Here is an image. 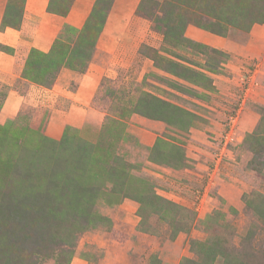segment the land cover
I'll use <instances>...</instances> for the list:
<instances>
[{
  "label": "rangeland",
  "instance_id": "obj_1",
  "mask_svg": "<svg viewBox=\"0 0 264 264\" xmlns=\"http://www.w3.org/2000/svg\"><path fill=\"white\" fill-rule=\"evenodd\" d=\"M115 1L64 22V65L32 82L53 45L26 41L75 0L66 16L0 0V264H264V0H141L119 15ZM56 113L60 139L47 134ZM57 173L54 214L9 210Z\"/></svg>",
  "mask_w": 264,
  "mask_h": 264
},
{
  "label": "trees",
  "instance_id": "obj_2",
  "mask_svg": "<svg viewBox=\"0 0 264 264\" xmlns=\"http://www.w3.org/2000/svg\"><path fill=\"white\" fill-rule=\"evenodd\" d=\"M72 1L71 0H62L60 2V0H58V1L51 0V2L48 3V5H49L48 9L50 11L53 10L55 13H57L59 15H65L66 16L68 14V12L70 11L69 10L70 9L69 6H70V4H72ZM107 2H108V6H110L112 4L113 0H107ZM252 19H253V22H255V23L256 22H263V21H259L260 19L256 20L257 17L252 18ZM185 25H187V23H185ZM69 28H70V26L67 25L65 30H68ZM185 39H187V38H185ZM62 41H63V39H60V37L56 38L55 41H54L53 47H52V49H51V51L49 53H42V52L39 53V52H37L38 55L44 56L46 59H49V61L44 60L43 64L45 66L40 71H35V70H33V72H30L29 70H28V72L26 71L25 74L28 76V78L32 82H38L36 79L40 80L41 77H43V79H44L45 77L43 75L52 74V76H54V74H56L62 68V65H64L65 60L67 59V58H64V55L66 53L65 48L62 49L60 47V44H62ZM74 50L75 49H73V51ZM75 52H79L80 55L83 54V56L86 57L87 59H90V57H91V54L89 55L88 53H86V49L85 48L81 49V50H76ZM40 62H41V59L39 58L34 63H40ZM160 102H162V101H160ZM166 104L167 103H161L162 108ZM34 132H36V131H34ZM38 138H40L39 135H38ZM39 140L41 141L42 145L43 144L45 145L47 143L48 146H51V147L53 146V148H56V146H57L56 143H58V142H55L54 140L49 139L48 137L43 136L42 134H41V139H39ZM69 142H74V141L65 140L66 144H68ZM61 144H63V142L59 144L60 147L62 146ZM66 144H64V145H66ZM60 160L61 159L56 160L57 163L60 162ZM32 168H33V166L30 167V169H32ZM56 175L57 176H53V177L51 175V177L53 179H51L50 183H48V185L51 186V189H50V187L48 189H45L46 191L44 192V194H43L41 188H40V193L37 194V192L39 191V190L36 189V187L38 186L37 182H34V183L31 182L30 183V187L26 186L27 189H28L26 195L27 196H29L30 194L33 195V196H29L30 199H28V201H27L28 202V206H26V209L22 207L23 209L20 210V208H21L20 206L21 205L14 204L12 207L9 206V208H10L9 210H11L15 215H16V213H18V215H20L23 218H26V215H32V214L39 215L40 213H42V215L46 214L45 216H47L48 214H51V213L54 214L56 212L55 208L58 207V204L62 203L63 195L65 196V192H63V190L60 188L62 184H61V180L59 179L58 176H60L61 174L57 173ZM65 183H67V181H65ZM52 184H56L60 190L58 189V192H57ZM83 189H85V187H83ZM53 194H57V195H53ZM10 200H11L10 197L9 198H4V202H3L4 205L1 204V205L4 206V208H3V206H0L1 207L0 208V216L4 215L5 207H6V205L9 204ZM45 216H43V217H45ZM58 216H60V215L59 214L53 215V219L56 220ZM23 236L24 235L22 234L19 237V239H17V241L15 243L16 244H17V242L21 243L20 240H23ZM211 246L212 245H207V244H204V243L202 244V248L204 249L205 254H208L209 256L211 254L212 255L214 254L213 253V249L211 250Z\"/></svg>",
  "mask_w": 264,
  "mask_h": 264
},
{
  "label": "crops",
  "instance_id": "obj_3",
  "mask_svg": "<svg viewBox=\"0 0 264 264\" xmlns=\"http://www.w3.org/2000/svg\"><path fill=\"white\" fill-rule=\"evenodd\" d=\"M36 1L37 2H35V4L37 6L34 7L36 12L42 11L41 5L42 4L46 5L48 3V0H36ZM94 1L95 0H75V2L71 6L72 8H71L70 14L65 19L62 18V17H59V16L56 17L55 15H53V16L46 15L44 17V19H45V23H46L45 24V28H46L47 31H44V29L42 27H40L39 30H38V28H35L34 30L37 29L38 30L37 31L38 33H36L35 31H32V36L35 34V37H34L33 41H31L30 39H28V41H26L25 44L26 45H35L40 50H43L44 52H48L51 49V47L53 45V42L55 41V39L58 36L57 35L58 30L61 29V27L64 24V22H67V24H69V25H74V24H76V23H74V19H76V18L77 19H80L81 18V21L85 20L87 18V16L89 15V12L92 9V5L94 4ZM140 1L141 0H116L115 1L116 2L115 3V6L113 8H114V11L116 12V14L119 15L118 12L119 13H123V12L127 11V9L129 7H135V5L136 6L137 5L139 6ZM111 22L113 23V19H112ZM112 23H110V25ZM195 34L201 35L198 31H196ZM20 35H21L20 33L17 34V39L20 37ZM197 35L196 36H193V37H196L199 40L204 41V42L205 41H209L211 39H213L215 41V38H211V37L209 38L206 34L205 35H201L200 37H198ZM25 52L27 53V51H25ZM97 57H99L98 54H96L95 57L92 58V61L90 62V66L93 69L96 68L95 67V63L97 62V59H98ZM4 58L5 57H3V61L0 64V70H2L3 72H6L4 65H7V66L9 65V62L8 61L10 60V58H7V57L5 59ZM23 59H24V55L22 54V58H20V63L22 62ZM99 59L101 60L100 57H99ZM10 63H11V61H10ZM102 66L103 65L100 64V67H102ZM2 67H3V69H1ZM97 69H101V68L97 67ZM93 75H95V74L93 73ZM71 76H72V73L69 70H67V69L64 70V77H66L67 80H69V78ZM79 79H80V83H85L84 85H86L88 87L90 85H88L87 83H95V81H94L95 79L92 78V77H90L89 74L84 75V76H80ZM88 87H85V89L88 88ZM38 91L40 92V90H38ZM30 97H32V95ZM19 98L21 100H23V102H26L29 99H31V98H29L28 95L26 97H23V96H20L17 93H13V100L14 99L18 100ZM32 99L33 100L34 99H37V101H38V98L37 97H32ZM93 116H94V119L91 118V116L89 115V117L86 120L87 121H91L92 119L95 120V117H98L97 114H94ZM60 117H61V115L58 114V113H56L55 115H53L52 122L50 123V125L48 126V129H47V134L50 137L54 138V139H60L63 136L64 129H65V124H66V121L68 120V118L67 119H63L62 117L61 118ZM99 123H100L99 120L98 121L95 120V122H93V124L95 126H98ZM142 137L145 138L144 136H142Z\"/></svg>",
  "mask_w": 264,
  "mask_h": 264
}]
</instances>
